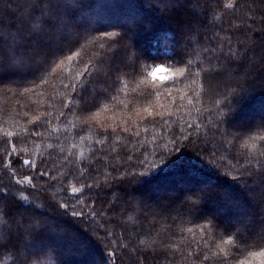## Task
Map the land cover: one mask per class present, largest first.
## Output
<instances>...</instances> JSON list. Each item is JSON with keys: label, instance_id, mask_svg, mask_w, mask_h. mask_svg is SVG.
<instances>
[{"label": "trees", "instance_id": "1", "mask_svg": "<svg viewBox=\"0 0 264 264\" xmlns=\"http://www.w3.org/2000/svg\"><path fill=\"white\" fill-rule=\"evenodd\" d=\"M68 2L51 67L0 61V215L22 221L0 264L17 247L15 264H264V184L233 180L264 160V0ZM17 3L0 0V14ZM181 59L200 75L173 83ZM85 65L92 76L77 83ZM157 66L169 78L148 75ZM237 230L243 251L223 243Z\"/></svg>", "mask_w": 264, "mask_h": 264}, {"label": "snow or ice", "instance_id": "2", "mask_svg": "<svg viewBox=\"0 0 264 264\" xmlns=\"http://www.w3.org/2000/svg\"><path fill=\"white\" fill-rule=\"evenodd\" d=\"M176 3L177 7H185L191 5L192 0H176ZM235 6V0H233V3L224 5L226 8H233ZM9 7L12 8L13 6L10 5ZM70 7L71 5L68 0H18L15 10L11 11L10 15L8 12L0 14V61L11 57L15 62L24 63L25 61H28L34 63L38 69L42 63L48 67H51L52 64H54L59 58V54H63L64 52V47L61 46L60 41L54 37L53 30L59 29L61 25L67 27L72 22V17L68 11ZM17 12L21 14L18 16ZM192 15L195 16L196 13L193 12ZM5 16H8L7 24L4 23ZM5 28H7V34H5ZM13 28L17 30L16 35H13L12 33ZM117 36H119V33L114 34V36H109L108 38L115 39ZM106 51L112 52L113 46L109 45ZM73 55L78 56L79 52L73 53ZM241 55L244 54L241 53ZM223 56L226 60L239 59L236 51H234L231 47H229L228 51L223 52ZM67 59L72 60L73 56H68ZM108 59H115V56H110ZM167 59L172 60L173 57L169 56ZM128 60L131 62V66L135 71L138 57H136L133 53L128 56ZM181 64H183L182 67L179 66ZM192 65L193 62L191 59L173 60V67L175 71L173 83L177 82L176 77L186 79L193 75L199 76L200 72L193 74L191 70ZM213 71L215 70L213 69ZM85 73H87L89 77L92 76V72L88 70V65L84 66V71L77 74V83H79V77H84ZM148 75H152V73L149 72ZM179 82L182 83L183 80H180ZM77 83L71 85L73 91L76 90ZM64 87L67 88L69 85L66 84ZM81 88L83 89L82 85ZM77 98L79 99V97ZM83 102L85 104L88 103L86 100ZM65 107H68V105L65 104ZM61 114L63 115V113ZM189 127H192V125H189ZM196 127L198 128L199 125ZM35 134L38 135V133ZM7 135L12 136L13 134L8 133ZM258 139L261 143H264V135H260ZM173 151H175V149H173ZM14 153L15 148L13 147L12 153H9V155ZM261 155H264V153H261ZM161 159H163V157H161ZM12 163L13 162L11 160H8L4 166L11 168ZM23 163L24 165H29L30 161L24 160ZM141 163L143 164L144 161H141ZM257 163L260 164V168L255 170L251 166V160L247 162V165L240 164V168H243L244 171H238V175L234 176L233 180L239 181L244 175H248L249 177L257 179L261 184H264V160L257 161ZM141 174L143 175V173ZM10 175L15 177L16 174L13 171L10 173ZM41 175H47V173H41ZM15 183L20 185V188L16 189L20 195L13 197V199L15 203L22 207L23 202L27 201V196L23 194V189L25 188V185L32 184V178L29 176H25L23 180L16 178ZM247 183L248 181H245V186H247ZM79 192H81L80 188L72 187L70 194L76 195ZM7 198L8 190H6L5 187L0 184V200H5ZM60 207L67 209L68 205L66 203H61ZM72 214L74 216L80 215V213L75 211H73ZM13 223L16 226L15 230L13 229L12 224H8L7 221L3 219V215H0V256H3L9 251V245L16 247L14 241L20 236L19 228L22 226V221L15 220ZM207 226L208 225L205 224L204 227L206 228ZM5 230L9 233V236L7 237V243L3 242ZM205 243H207V241H205ZM223 243L231 245L233 249L241 248V234L237 230V232L225 239ZM19 250L20 249L17 247L16 252L9 253L13 264H15L16 253L19 252ZM241 251H243L242 248ZM109 255L112 256L114 253H109ZM257 255L264 256V250L257 253ZM208 259L209 256L205 254L204 260ZM22 264H27L26 258ZM105 264H107V262H105ZM240 264H244V262L241 261Z\"/></svg>", "mask_w": 264, "mask_h": 264}, {"label": "rangeland", "instance_id": "3", "mask_svg": "<svg viewBox=\"0 0 264 264\" xmlns=\"http://www.w3.org/2000/svg\"><path fill=\"white\" fill-rule=\"evenodd\" d=\"M150 72L152 73L150 76L155 80H165L170 76L168 69L164 66L154 67Z\"/></svg>", "mask_w": 264, "mask_h": 264}]
</instances>
